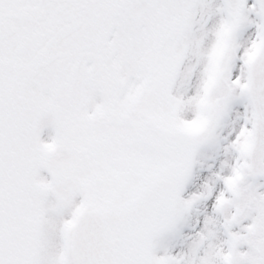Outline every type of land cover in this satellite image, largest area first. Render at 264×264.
Listing matches in <instances>:
<instances>
[{
	"label": "snow or ice",
	"instance_id": "obj_1",
	"mask_svg": "<svg viewBox=\"0 0 264 264\" xmlns=\"http://www.w3.org/2000/svg\"><path fill=\"white\" fill-rule=\"evenodd\" d=\"M0 264H264V0H0Z\"/></svg>",
	"mask_w": 264,
	"mask_h": 264
}]
</instances>
